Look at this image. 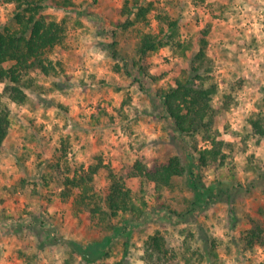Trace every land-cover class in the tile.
I'll list each match as a JSON object with an SVG mask.
<instances>
[{
  "label": "rangeland",
  "instance_id": "1",
  "mask_svg": "<svg viewBox=\"0 0 264 264\" xmlns=\"http://www.w3.org/2000/svg\"><path fill=\"white\" fill-rule=\"evenodd\" d=\"M56 1L45 0L42 13L47 24L64 29L63 40L45 54L54 71L22 72L23 104L10 98L13 83L0 82V110L6 107L10 119L0 147V264H148L143 241L156 231L169 252L163 264H264V244L251 248L243 238L256 224L264 227V136L249 123L264 121V0H138L149 8L147 23L127 29L118 28L125 0H71L66 8ZM16 7L15 0H0V29L14 26ZM158 15L176 22L177 39L187 48L164 46L140 57L141 34L160 32ZM202 41L218 85L215 128L226 143L223 162L209 165L202 177L222 190L204 210L162 218L163 210L190 207L187 176L158 192L131 172L136 163L149 169L173 155L186 161L195 148L210 145L178 134L158 96L188 74ZM98 164L96 193L105 196L114 175L149 211L128 238L93 215L79 201L80 190L62 196L66 177ZM131 219L119 213L110 224ZM105 236L113 237L109 255L92 263L66 244Z\"/></svg>",
  "mask_w": 264,
  "mask_h": 264
},
{
  "label": "trees",
  "instance_id": "2",
  "mask_svg": "<svg viewBox=\"0 0 264 264\" xmlns=\"http://www.w3.org/2000/svg\"><path fill=\"white\" fill-rule=\"evenodd\" d=\"M16 10L13 14V27L4 26L0 29V82L13 83L10 90V98L17 104H23L27 96L22 90V72L38 70L44 75L54 71V66L45 57L46 51L51 50L63 40L64 29L61 25L51 22L46 23L42 14L46 6L45 0H15ZM125 0L120 15L126 16L123 22L118 23V28L127 29L135 23L145 22L148 7L139 4L138 0L131 6ZM57 8H66L73 3L71 0L56 1ZM134 7L137 10L134 11ZM133 15V19H131ZM160 23V32L152 34L145 32L137 44V54L144 57L147 53L156 51L160 47L171 46L174 49L184 48L186 45L178 39L176 22L167 16H157ZM166 22V28L161 25ZM195 55L193 64L187 75L175 79L174 86L163 89L159 93V99L163 109L174 124L175 131L180 135L200 136L201 140L210 145L205 148H195L194 153H189L186 161L177 155L171 156L166 162L146 168L136 163L132 175L139 174L155 187L156 191L174 188V178L187 176L188 185L193 192L190 207L185 212H173L179 217L193 214L195 211L204 210L208 205L217 201L222 189L215 184H205L202 172L212 164H221L225 157L223 152L225 141L219 139V132L215 128L217 109L213 105V99L218 93V85L212 81L209 75L211 62L207 59L205 42ZM114 43H111L112 47ZM10 63L9 66L8 63ZM120 68V67H117ZM226 96V95H225ZM228 96H226L227 98ZM223 109L228 108V102H222ZM249 123L253 131L264 136V121L262 118H250ZM10 129L9 110L4 107L0 110V147L7 138ZM64 152V150H63ZM100 165H90L87 170L83 167L74 171L73 176L66 177L62 196H70L74 189L80 190L79 201L89 207L93 215H100V220L106 222L115 236L128 238L134 228L142 223V215L149 213L147 209L138 207L132 196L131 190L125 183L115 179L114 175L107 193H96L93 188L95 174ZM218 192V193H216ZM102 204L105 207H102ZM131 213L136 219L126 220L121 225H111L110 218L119 213ZM98 216H95L96 218ZM244 241L248 247L264 244V227L255 225L244 232ZM113 237L105 236L102 240L82 244L70 240L66 244L72 252L78 254L86 263L109 255V245ZM169 252L166 240L160 231L149 235L143 241V260L148 264H163L169 262ZM216 256L213 251L209 256ZM121 264V263H119Z\"/></svg>",
  "mask_w": 264,
  "mask_h": 264
}]
</instances>
